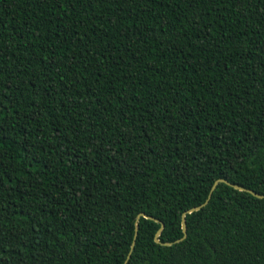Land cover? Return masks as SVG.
<instances>
[{
  "label": "trees",
  "instance_id": "trees-1",
  "mask_svg": "<svg viewBox=\"0 0 264 264\" xmlns=\"http://www.w3.org/2000/svg\"><path fill=\"white\" fill-rule=\"evenodd\" d=\"M230 183L264 195V0H0V264H123L135 222L126 264H264Z\"/></svg>",
  "mask_w": 264,
  "mask_h": 264
},
{
  "label": "water",
  "instance_id": "water-1",
  "mask_svg": "<svg viewBox=\"0 0 264 264\" xmlns=\"http://www.w3.org/2000/svg\"><path fill=\"white\" fill-rule=\"evenodd\" d=\"M219 182H226V180L223 179V178H217V179L213 182V184H212V186H211V188H210V190H209V193H208V195H207L206 200H205L203 203H201L200 205H197V206L191 207V208L187 209L186 211H184V212L182 213V215H181V230H182V236H181L180 238L174 240L173 242H179V241L183 240V239L186 237L187 230H186L185 214H186V213H190V212L195 211V210H198L201 206L205 205V204L208 202L209 198L211 197V194H212L213 190L215 189V187L217 186V184H218ZM230 185H232V186H233L234 188H236V189L247 191V192L253 194L254 196H257V197H260V198L264 197V195L259 194V193L255 192V191L251 190V189H248V188H245V187H243V186H240V185H238V184H232V183H230ZM140 216H144V217H147V218H151V219H153V217H151V216H149V215H146V214L143 213V212L139 213V214L137 215V218H136V219H138ZM154 220H155V221H158V219H155V218H154ZM163 226H164V225H163V223L161 222V223H160V227L158 228V230H157L156 233H155L154 240H155L156 242L162 243V244H164V245H171L173 242H169V241L161 242V241L159 240V238H158V236H159L160 233H161V230H162ZM137 228H138V227H137V222H135V231H134L133 240H132V243H131V246H130V250H129V252L127 253V256H126V258H125L123 264H126L127 261H128V259H129V257H130L131 250H132V248H133V246H134L135 238H136V236H137Z\"/></svg>",
  "mask_w": 264,
  "mask_h": 264
}]
</instances>
